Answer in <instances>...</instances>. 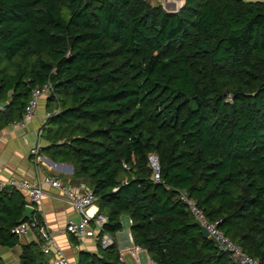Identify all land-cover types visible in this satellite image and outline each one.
Here are the masks:
<instances>
[{"label": "trees", "instance_id": "1", "mask_svg": "<svg viewBox=\"0 0 264 264\" xmlns=\"http://www.w3.org/2000/svg\"><path fill=\"white\" fill-rule=\"evenodd\" d=\"M84 1L0 0V130L50 82L46 112L58 113L40 127L39 154L86 183L101 232L113 237L126 216L154 264H233L202 237L184 194L264 264V1L182 0L174 12ZM24 205L0 191L1 247L16 245ZM97 247L76 263L120 264L114 246ZM41 256L31 242L19 264Z\"/></svg>", "mask_w": 264, "mask_h": 264}, {"label": "built area", "instance_id": "2", "mask_svg": "<svg viewBox=\"0 0 264 264\" xmlns=\"http://www.w3.org/2000/svg\"><path fill=\"white\" fill-rule=\"evenodd\" d=\"M151 1V0H147ZM163 8L164 4L170 2L174 11L182 3V0H155ZM164 9V8H163ZM52 92L50 82H45L43 85L31 90L29 98L23 108L22 118L13 121L11 125L22 127L31 121L36 115L38 101L46 98ZM58 113V108L51 112L44 114V120L51 115ZM41 147V129L39 128L35 133V143L29 150V155L32 163L40 161L39 150ZM148 163L152 169L151 180L158 181V167L156 157L149 156ZM123 169H127L122 164ZM58 191L62 202L71 207L72 211L77 215V221L69 220L64 227L66 234L71 236L74 240L80 241L84 238L95 239L101 249H107L114 246V238L110 235L101 232L102 225L105 223V218L98 213L95 205V197L89 187L85 185L70 186L68 183H63L57 178L51 176H43L39 180L26 181L23 179H0V191L4 188L14 189L19 192L27 202L26 206L32 208L31 216L28 220L20 222L14 226L10 232L16 237L24 236L27 232H32L35 235V243L39 252L48 257L47 264H77L69 261L63 254L60 246L57 244L53 232L42 221L38 213L40 212L41 200L46 196L43 188ZM179 199L186 205L188 212L194 221L201 225L207 232L208 237L213 241L217 250L225 253L233 264H259L252 260L247 255L243 254L241 250L232 244L217 228L218 222H209L204 217L202 211L196 207L195 203L188 199L184 194H181ZM129 247L126 249L117 250V260L120 264H141L139 254L143 253L145 256V264L152 263L145 251L131 242V238L127 236Z\"/></svg>", "mask_w": 264, "mask_h": 264}, {"label": "crops", "instance_id": "3", "mask_svg": "<svg viewBox=\"0 0 264 264\" xmlns=\"http://www.w3.org/2000/svg\"><path fill=\"white\" fill-rule=\"evenodd\" d=\"M45 113L46 103L45 99L42 98L38 101L36 115L31 121L22 127L10 124L0 130V179L7 180L13 178L35 181L41 179L43 176H51L73 187L80 184L88 187L84 181L71 178L72 168L70 165L54 163L43 155H40L39 162L35 164L32 163L29 150L35 143L36 131L44 124ZM42 145L41 141V146ZM43 190L46 196L41 200V207L38 215L53 232L55 240L65 257L71 262H76L77 254L81 251L97 254L98 242L95 239L84 238L80 241L73 239L74 242L70 236L65 233V224L69 220L77 221V215L72 211L71 207L61 201L58 191L48 187H44ZM22 198L25 207L27 202L23 196ZM119 220L122 229L113 235L115 241L114 250L116 252L118 249H126L129 247L127 236L130 237L128 218L126 216H121ZM21 237L25 238L23 239ZM21 237H17V243L12 248L0 246L1 264H19L20 247L31 242L35 243V235L32 232H27ZM41 259L44 262L48 261L47 256L42 255Z\"/></svg>", "mask_w": 264, "mask_h": 264}, {"label": "water", "instance_id": "4", "mask_svg": "<svg viewBox=\"0 0 264 264\" xmlns=\"http://www.w3.org/2000/svg\"><path fill=\"white\" fill-rule=\"evenodd\" d=\"M87 2H88V0L84 1V3H87ZM31 213H32V208L29 206H25L19 222H23L24 220H28L30 218ZM194 225L199 229V232L202 235V237H204V238L208 237L207 232L204 230V228L201 225H199L196 221H194Z\"/></svg>", "mask_w": 264, "mask_h": 264}, {"label": "rangeland", "instance_id": "5", "mask_svg": "<svg viewBox=\"0 0 264 264\" xmlns=\"http://www.w3.org/2000/svg\"><path fill=\"white\" fill-rule=\"evenodd\" d=\"M247 1H264V0H247ZM152 5H155V4H158V5H160L157 1H155V0H151V1H149ZM163 5H164V9L163 10H165V11H167V12H174V7H173V5L170 3V2H167V4H164L163 3ZM21 238H25V237H21ZM139 258L141 259V263L142 264H145V259H144V254L143 253H140L139 254Z\"/></svg>", "mask_w": 264, "mask_h": 264}]
</instances>
